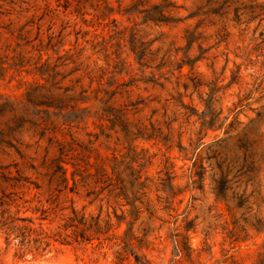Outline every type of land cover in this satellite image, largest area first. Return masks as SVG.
<instances>
[{
    "label": "rangeland",
    "instance_id": "374dc122",
    "mask_svg": "<svg viewBox=\"0 0 264 264\" xmlns=\"http://www.w3.org/2000/svg\"><path fill=\"white\" fill-rule=\"evenodd\" d=\"M29 1L37 4L31 37L49 44L43 57L56 78L115 89L131 124L141 123L142 136L132 127L130 141L147 187L135 193L142 210L126 217L127 229L112 215L89 241L52 237L41 255H19L17 240L0 230V264H138L135 254L171 264L174 246L178 264H264V0ZM75 56L84 66L71 72ZM33 78L9 68L0 94L21 99ZM98 115L91 107L74 122L66 148L88 157L91 171L96 163L111 174L124 144L100 133ZM16 158L0 153L3 163ZM126 165L118 170L132 197ZM37 191L27 196L37 199ZM84 194L67 197L95 216L99 202ZM19 206L18 214L54 232L58 222L39 218L34 201Z\"/></svg>",
    "mask_w": 264,
    "mask_h": 264
},
{
    "label": "trees",
    "instance_id": "16d2710c",
    "mask_svg": "<svg viewBox=\"0 0 264 264\" xmlns=\"http://www.w3.org/2000/svg\"><path fill=\"white\" fill-rule=\"evenodd\" d=\"M44 3L47 4L46 0ZM36 5L29 0H0V75L14 68L35 76L25 81L21 99L0 94V153L10 155V151H14L17 155L7 163L0 159V230L7 240H17L19 255L31 253L34 256L48 248L52 237L91 240L104 228L101 222L108 223L112 215L118 224L125 222L127 229L130 220L126 217L142 210V204L135 203V193L139 188L147 187L144 179L141 180V170L135 167L138 156L130 141L135 135L132 127L137 129L138 136H142L141 123L135 124L136 127L131 124L127 107L117 102L119 92L115 89L91 90L80 85L78 78L64 85V75L56 78L59 72L52 70L47 56L43 57L49 44L42 39L34 42L31 37ZM69 63H72L71 72L84 66L78 56ZM91 107L98 108L100 133L108 138L111 133L117 134L115 146L124 144L121 147L124 152L113 155L111 174L96 163V168L91 171L92 162L88 157H77L66 148L68 130L72 131L76 127L74 122ZM105 129L109 133L104 132ZM100 133L95 135L96 140ZM122 162L127 164L128 172L124 176L131 181L132 197L122 176L124 171L118 170ZM29 170L35 183L27 172ZM168 186L171 189L170 181ZM32 187L38 189L37 199L27 196ZM81 190L85 191V196L93 195L88 204L99 202V212L95 216L85 211L86 204L77 208L74 200L67 197L68 193L75 195ZM102 190L115 199H105ZM20 199L34 201L32 209L42 215L39 218L58 222L54 232L47 234L34 225L30 216L18 214ZM103 208H106L105 218L101 219ZM186 250L190 255L191 247L187 245ZM179 253L174 246V255L178 259L172 260L171 264L179 263ZM134 257L138 264H145L136 254Z\"/></svg>",
    "mask_w": 264,
    "mask_h": 264
}]
</instances>
